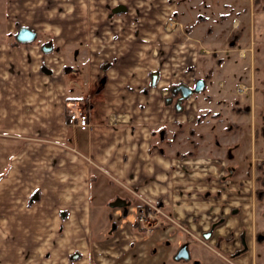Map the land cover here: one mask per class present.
<instances>
[{"label":"crops","instance_id":"obj_1","mask_svg":"<svg viewBox=\"0 0 264 264\" xmlns=\"http://www.w3.org/2000/svg\"><path fill=\"white\" fill-rule=\"evenodd\" d=\"M7 1L0 264H169L173 241L197 236L227 264H253V161L243 168L239 141H220L238 127L217 121L212 87L229 86L218 66L230 63L207 53L222 49L225 30L239 35L224 50L264 46V3L240 14L238 0ZM22 26L34 40H16ZM198 78L203 89L178 106L175 88ZM70 103L86 110V129L68 123ZM248 108L234 98L236 114ZM117 197L126 212L110 206ZM141 205H158L169 222L157 216L151 232L138 230Z\"/></svg>","mask_w":264,"mask_h":264},{"label":"rangeland","instance_id":"obj_2","mask_svg":"<svg viewBox=\"0 0 264 264\" xmlns=\"http://www.w3.org/2000/svg\"><path fill=\"white\" fill-rule=\"evenodd\" d=\"M17 1H19V3L21 2L20 5L22 6L23 1L26 0ZM7 2V0H0V14L2 12L5 13ZM252 3L254 5L259 4V7H261L264 0H238L237 7L240 14L247 11L251 5H253ZM233 9H236L235 4L233 5ZM5 22L6 19L0 20V37L2 35L1 29L6 28L4 25ZM246 25L247 23L245 21H243L242 24H239L238 27L241 28L240 31H244ZM235 34L236 33L232 34V32H227L225 30L224 33L218 35L220 36V40L225 43L223 44L222 49L210 50L207 54L211 56L210 60L213 65H215L216 59L225 60V65L230 63L229 66H224L225 68L221 67L222 64L218 66V72L229 78V86L224 82L223 86L218 88L216 86L217 84L212 82V87L214 86L213 89L216 90L213 94L221 100L217 104L220 111V118L217 119V121L223 127L227 125L228 121L235 123L234 125H238V127L234 126V128L226 131L223 128V134L222 138L220 137V141H222L224 145L226 143H231L233 140L239 141V146L235 151V155L237 154L236 159L242 160V164H244L243 168L246 166L245 163L247 157H249V162L253 161V172L255 177L254 195L258 204L255 205V212L261 225L259 226V223L256 222V227L258 226L259 229L254 231L255 236L253 238V244H255L256 248L254 250L255 256L253 258V264H264V46L249 44L244 47L245 50H240L239 48L234 51L224 50L226 47L225 45H229L230 41L236 40V38H234ZM236 35L238 37L239 33ZM36 40H40V37L37 36ZM247 42L246 36L240 39V44L242 46ZM229 46H227V48H229ZM239 88L240 91H238ZM234 98L236 101L239 100L240 104H248L249 112L240 115L236 114L233 109H231ZM240 107L244 110L246 106L240 105ZM215 108L217 109V107ZM207 131L208 137L211 136L210 130L207 129ZM152 206L155 205L142 206L143 209L141 210L140 216L143 215V220L140 221L139 219V222L137 223L138 230H143L145 233L151 232L152 229L156 227L155 220L157 216L158 218L160 217V219H165V222H169L170 220L169 217L163 216L164 214H161L162 216L158 215L156 212L152 214ZM145 207H147L148 210H146ZM116 208L120 210V214L123 213L121 212L123 207L117 206ZM160 210L163 211L161 208ZM136 211L137 214L135 221L140 217L138 215V209H136ZM177 225L179 227L181 226L180 224ZM195 238L198 242L194 239H190V241L187 242L189 243L190 251L189 260H174L173 257L169 256L167 259L169 261L168 263L194 264L197 262V264H227V260L222 259L220 253L213 251L202 236H197ZM183 242L185 241L180 238L173 241V245L170 247L172 248L173 254H175ZM145 258L147 257H144L143 260Z\"/></svg>","mask_w":264,"mask_h":264},{"label":"water","instance_id":"obj_3","mask_svg":"<svg viewBox=\"0 0 264 264\" xmlns=\"http://www.w3.org/2000/svg\"><path fill=\"white\" fill-rule=\"evenodd\" d=\"M36 37V32L33 31L32 29L26 27V26H22L19 28V30L17 31L16 34V40L21 42V43H26V42H30L32 40H34ZM42 50L44 52H49L52 50V43L51 42H47L42 46ZM156 79H157V73H153L152 74V84L156 83ZM204 87V80L203 79H197L194 86L193 87H189L186 85H178L175 88V91H179L180 93V97L178 99L177 105L180 106V102L183 98L188 97L190 94H192L193 92H198L201 91ZM128 204L129 201H127L124 198L121 197H117L115 198L113 201L110 202V206L111 207H123L124 208V212H126L127 208H128ZM210 232H206L204 233V237L208 238L210 236ZM174 259L175 260H189L190 259V251L188 248V243H183L176 251L175 255H174ZM194 264H197V262H195Z\"/></svg>","mask_w":264,"mask_h":264},{"label":"built area","instance_id":"obj_4","mask_svg":"<svg viewBox=\"0 0 264 264\" xmlns=\"http://www.w3.org/2000/svg\"><path fill=\"white\" fill-rule=\"evenodd\" d=\"M238 91H240V88ZM70 104L71 105H70V108L68 109V116H67L68 123L75 125L80 129H86L89 126L88 114L86 110L76 107L74 103H70ZM152 207H153L152 214L155 212L157 214H163V211L160 210V207L158 205H155ZM148 213H151V212H148ZM139 219L140 221L143 220V215H141Z\"/></svg>","mask_w":264,"mask_h":264},{"label":"trees","instance_id":"obj_5","mask_svg":"<svg viewBox=\"0 0 264 264\" xmlns=\"http://www.w3.org/2000/svg\"><path fill=\"white\" fill-rule=\"evenodd\" d=\"M137 209H138V215L140 216V214H141V210L143 209V207H141V206H137ZM145 209H146V207H145ZM138 222H139V218L136 219L134 225L137 224Z\"/></svg>","mask_w":264,"mask_h":264},{"label":"flooded vegetation","instance_id":"obj_6","mask_svg":"<svg viewBox=\"0 0 264 264\" xmlns=\"http://www.w3.org/2000/svg\"><path fill=\"white\" fill-rule=\"evenodd\" d=\"M17 34V33H16ZM15 37H16V35H15Z\"/></svg>","mask_w":264,"mask_h":264}]
</instances>
